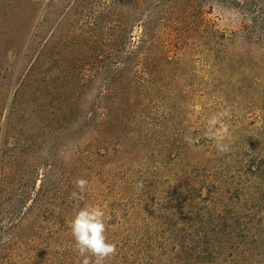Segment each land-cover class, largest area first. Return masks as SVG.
Masks as SVG:
<instances>
[{
	"label": "rangeland",
	"instance_id": "rangeland-1",
	"mask_svg": "<svg viewBox=\"0 0 264 264\" xmlns=\"http://www.w3.org/2000/svg\"><path fill=\"white\" fill-rule=\"evenodd\" d=\"M35 1L27 14L24 0H0V213L2 196L17 192L11 184L24 179L33 197L45 181L62 235H28L24 248H69V223L87 205L103 209L105 235L117 246L106 264H264V0H251L258 14H248L249 0ZM83 6L113 10L104 13L111 35L124 23L138 38L134 20L152 14L167 25L161 48L128 71L137 88L128 94L127 126L101 152L80 121L56 116L52 95V75L63 85L71 40L90 20L79 14ZM224 110L227 154L205 135L208 119ZM185 135L195 139L191 147ZM79 178L89 183L84 199L73 200Z\"/></svg>",
	"mask_w": 264,
	"mask_h": 264
},
{
	"label": "trees",
	"instance_id": "trees-1",
	"mask_svg": "<svg viewBox=\"0 0 264 264\" xmlns=\"http://www.w3.org/2000/svg\"><path fill=\"white\" fill-rule=\"evenodd\" d=\"M24 1L26 4L24 12L28 11L27 14H29L35 10L37 4L35 0ZM249 1L245 6L251 8L246 9L248 14L249 12L258 14L261 7ZM82 8L84 11L79 14H83L90 20L84 25L82 33L73 36L71 40L72 71L67 74L63 85L59 83L58 75H52L57 77L52 86V95L54 102L60 106L56 107L60 110L56 116H64L65 121L70 125L80 121L81 128L90 139V144L97 152H101L102 149L106 151L110 140L127 126L126 115L129 114L127 109L132 104L128 94L137 88V85L134 87L130 85L132 80L128 71L146 64L144 58L147 54L161 48L167 25L161 21L160 17L152 14L146 20H134L135 23L140 24L141 31L138 38L133 36V32H127L130 26L135 25L120 22L115 24L117 34L111 35L109 34L111 22L106 20L108 18L105 16L111 8L103 13L95 12L94 14L89 6ZM114 8L121 11L118 6ZM132 8L137 18L140 14L138 2L135 1ZM72 14L79 15L76 12ZM253 19H251L252 22H255L256 20ZM170 23L168 28L176 26L174 21ZM77 47L81 50L79 60L75 56ZM56 72L61 73V76L66 73ZM98 80L101 82L97 88L96 99L92 102V99L88 97L89 92ZM41 182L39 189L33 191V197L29 196L30 186L24 179H21L18 184H11L13 189L17 190L13 196H2V212L0 213V216L2 215V264H77L75 262L77 255L72 253L74 241H69V248L58 244L55 248L46 247L38 254L34 252L35 246L30 245L24 248L21 243L24 237L38 236L45 230L44 233H49L50 240L62 235L59 232L61 229L56 230L53 225V222L60 219L56 198L49 197V185L45 181L41 180ZM8 185L10 183L4 182L2 187L7 188ZM28 199L31 203L29 208L26 205ZM45 225L50 227L45 228ZM58 247L61 249H57Z\"/></svg>",
	"mask_w": 264,
	"mask_h": 264
},
{
	"label": "clouds",
	"instance_id": "clouds-1",
	"mask_svg": "<svg viewBox=\"0 0 264 264\" xmlns=\"http://www.w3.org/2000/svg\"><path fill=\"white\" fill-rule=\"evenodd\" d=\"M225 118H231L230 111L224 110L213 114L207 121L205 133L221 154H227L231 150L230 144L225 143L227 126L221 123ZM183 139L190 147L195 143L191 135H185ZM88 183L83 178L75 180V190L70 193V198L83 200ZM104 215L102 208L86 205L79 208L69 223L70 233L74 240V250L83 258L82 264H106L110 258L117 255V246L108 242L105 235Z\"/></svg>",
	"mask_w": 264,
	"mask_h": 264
}]
</instances>
